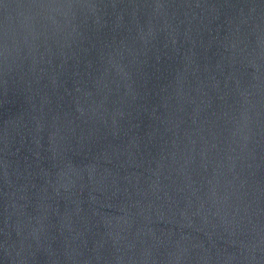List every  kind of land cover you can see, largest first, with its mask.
I'll use <instances>...</instances> for the list:
<instances>
[{
	"label": "water",
	"instance_id": "1",
	"mask_svg": "<svg viewBox=\"0 0 264 264\" xmlns=\"http://www.w3.org/2000/svg\"><path fill=\"white\" fill-rule=\"evenodd\" d=\"M0 264H264V0H3Z\"/></svg>",
	"mask_w": 264,
	"mask_h": 264
},
{
	"label": "snow or ice",
	"instance_id": "2",
	"mask_svg": "<svg viewBox=\"0 0 264 264\" xmlns=\"http://www.w3.org/2000/svg\"><path fill=\"white\" fill-rule=\"evenodd\" d=\"M3 2V0H0V3H2Z\"/></svg>",
	"mask_w": 264,
	"mask_h": 264
}]
</instances>
